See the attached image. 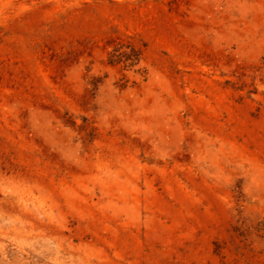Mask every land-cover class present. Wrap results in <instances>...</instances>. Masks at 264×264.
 Wrapping results in <instances>:
<instances>
[{"label": "rangeland", "instance_id": "rangeland-1", "mask_svg": "<svg viewBox=\"0 0 264 264\" xmlns=\"http://www.w3.org/2000/svg\"><path fill=\"white\" fill-rule=\"evenodd\" d=\"M0 264H264V0H0Z\"/></svg>", "mask_w": 264, "mask_h": 264}]
</instances>
